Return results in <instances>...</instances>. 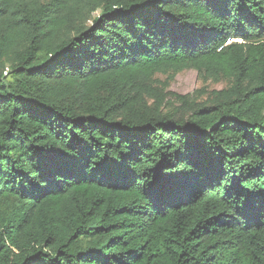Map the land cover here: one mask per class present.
<instances>
[{"label": "trees", "instance_id": "16d2710c", "mask_svg": "<svg viewBox=\"0 0 264 264\" xmlns=\"http://www.w3.org/2000/svg\"><path fill=\"white\" fill-rule=\"evenodd\" d=\"M0 264H264V0H0Z\"/></svg>", "mask_w": 264, "mask_h": 264}, {"label": "rangeland", "instance_id": "374dc122", "mask_svg": "<svg viewBox=\"0 0 264 264\" xmlns=\"http://www.w3.org/2000/svg\"><path fill=\"white\" fill-rule=\"evenodd\" d=\"M158 78L167 82L166 90L177 94H198L202 93L201 90L219 89L225 85L224 81L203 80L194 69H183L171 77H168V74H159Z\"/></svg>", "mask_w": 264, "mask_h": 264}]
</instances>
